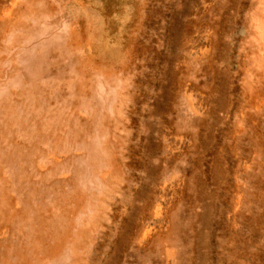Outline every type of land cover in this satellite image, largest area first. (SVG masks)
Masks as SVG:
<instances>
[{"label": "rangeland", "instance_id": "1", "mask_svg": "<svg viewBox=\"0 0 264 264\" xmlns=\"http://www.w3.org/2000/svg\"><path fill=\"white\" fill-rule=\"evenodd\" d=\"M0 264H264V0H0Z\"/></svg>", "mask_w": 264, "mask_h": 264}]
</instances>
